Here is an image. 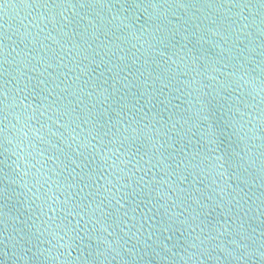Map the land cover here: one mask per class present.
Here are the masks:
<instances>
[{"label":"water","instance_id":"obj_1","mask_svg":"<svg viewBox=\"0 0 264 264\" xmlns=\"http://www.w3.org/2000/svg\"><path fill=\"white\" fill-rule=\"evenodd\" d=\"M0 264H264V0H0Z\"/></svg>","mask_w":264,"mask_h":264}]
</instances>
